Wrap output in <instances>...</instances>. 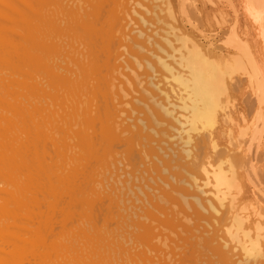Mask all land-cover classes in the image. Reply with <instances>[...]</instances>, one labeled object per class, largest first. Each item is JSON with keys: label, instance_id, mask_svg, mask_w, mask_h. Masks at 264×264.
<instances>
[{"label": "bare ground", "instance_id": "6f19581e", "mask_svg": "<svg viewBox=\"0 0 264 264\" xmlns=\"http://www.w3.org/2000/svg\"><path fill=\"white\" fill-rule=\"evenodd\" d=\"M136 2L0 0V156L8 163L20 138L11 169L21 171L11 181L2 161L0 197L14 200L0 201V242L23 248L5 257L1 244L0 264H32L47 246L62 252L39 264H264L263 215L235 206L238 170L256 176L264 147V0H238L225 48L210 51L179 28L169 0ZM236 86L256 106L259 137L250 131L241 148L246 127L241 154L217 159L212 143V160L203 133L220 113L231 121ZM54 224L72 235L54 241Z\"/></svg>", "mask_w": 264, "mask_h": 264}, {"label": "rangeland", "instance_id": "374dc122", "mask_svg": "<svg viewBox=\"0 0 264 264\" xmlns=\"http://www.w3.org/2000/svg\"><path fill=\"white\" fill-rule=\"evenodd\" d=\"M141 2V1H143V2H141V4H147L148 2V0L146 1V0H134V2ZM213 1H215L216 2V4H213L212 3V0H169V2H170V5H171V8H172V12H173V14H174V17H175V19H176V24L179 26V28L180 29H182L183 30V32H185V33H187L190 37H192V39L195 41V42H198L197 44L199 45V43H201V45H199L201 48L202 47H204V48H202L204 51H210V49L212 48L213 50H215L216 48H223L224 46H222L223 44V42H224V40H225V38H223V37H226V34H225V32L227 33L228 32V30H229V28H230V26L232 25V23H233V19L235 18L234 17V15H235V13H233V12H236L238 9H239V3H238V0H223V1H221V2H219L218 0H213ZM227 1H229V2H227ZM136 2V3H137ZM182 5H183V7H182ZM185 5V6H184ZM189 5V6H188ZM194 8V9H193ZM138 9V8H137ZM182 9V10H181ZM231 9V10H230ZM188 10V11H187ZM194 10V11H193ZM186 11V12H185ZM188 15V16H187ZM220 15V16H219ZM224 17H223V16ZM240 16L241 17H239V19L241 20V23H243L242 21H244V19H243V17H242V15L240 14ZM220 17V18H219ZM188 19V20H187ZM193 21V22H192ZM225 22V24H223V23ZM201 23V24H200ZM223 25H222V24ZM162 24L163 23H156V25L158 26L157 28H158V30H155V31H157L158 33H160V34H163V32L162 31H160V28H162ZM151 28H155L156 26L155 25H153V26H150ZM164 27V26H163ZM166 28V27H165ZM152 29V30H153ZM162 32V33H161ZM224 33V34H223ZM219 37V38H218ZM227 38V37H226ZM211 47H210V46ZM207 46V47H206ZM209 47V48H208ZM215 47V48H214ZM207 48V49H206ZM225 48V47H224ZM211 49V50H212ZM220 49H218V50H220ZM218 52V51H217ZM20 79H22L23 77H19ZM166 83H163V85H165ZM162 85V86H163ZM165 88H168L167 86L165 87ZM236 89V91H235V93H234V97H235V103H234V105L236 104V105H238V107L235 105V107H237L236 109L234 108V106H233V108H232V112H233V114H231V121H229V120H227V121H229V122H231L229 125H230V128L228 127V123H227V121H226V118H225V116H224V114L222 113V115H221V113H220V116L218 115V119H219V121H221L220 123H219V121H218V119H217V123H218V126L216 125L214 128H213V131L212 130H208L207 131V133L209 134V136H208V134L206 133V131H205V133H203L204 134V136L206 135L207 137H208V140H209V143H203V145H206L207 146V148H206V146H204L203 148L201 147V145L202 144H200V147L202 148V151H204L207 155H208V158H210V159H212V160H214V158L215 159H217L219 156H220V149H222V151H223V155H225V152H227V153H229L230 154V151H231V153H233L234 152V154H237L236 156H239V154H241V151L240 150H238V148L237 147H240V145L239 144H242L243 142L244 143H246V142H248L249 141V139H250V136H249V133H250V131H254L253 130V128H254V126H252V124H251V122H250V120H252V116H254V113H255V111H256V106L254 107V106H252L251 104L252 103H250V102H248L247 101V95H241V96H239L240 94H241V92H240V89L242 90V88L241 87H238L237 88V86L235 87ZM131 89V90H130ZM134 89H136V87L134 86V87H131V88H129V90L130 91H128V92H130L131 94H129L128 92V94L131 96V98H133V96H136L137 94H136V92L134 93V91H132V90H134ZM237 89L239 90V92L237 91ZM140 90V89H139ZM238 94H237V93ZM122 93V92H121ZM133 93V94H132ZM237 94V95H236ZM122 96V95H121ZM129 96V97H130ZM236 96L238 97V98H236ZM125 97V95L123 94V96H122V98L125 100V101H128V99L127 98H124ZM126 97H128V96H126ZM128 97V98H129ZM241 98H242V100H241ZM122 99V100H123ZM237 99H239V100H237ZM245 99H246V101H247V103L248 104H246V105H248V108H247V106L246 105H243V102L245 101ZM129 100H131L130 98H129ZM238 101V102H237ZM246 101L244 102V104L246 103ZM238 103V104H237ZM18 103H16V105H17ZM239 104H240V106L241 107H245L246 109H247V111L246 110H244L243 111V108H240V106H239ZM253 105H254V103H253ZM250 106H252V108H249ZM5 107V106H4ZM17 107V106H16ZM5 108H7V106L5 107ZM13 108V107H12ZM244 108V109H245ZM14 109V108H13ZM248 109H253V111H251V110H249V111H251V115H246V112H247V114H250V112L248 111ZM237 110V111H236ZM26 113V112H25ZM24 113V114H25ZM238 115H239V118H238ZM124 116V115H123ZM234 116H235V118H234ZM236 116H237V120H236ZM240 116H241V118H240ZM246 116V117H245ZM249 116H250V118H249ZM221 117L222 118H224V120L226 121H224V120H221ZM24 118H25V115H24ZM249 118V119H248ZM20 119V118H19ZM21 120H23L22 122H23V124H24V126L26 125V121H27V118H26V120H24V119H21ZM240 121V123H239V121ZM244 122H243V121ZM25 121V122H24ZM225 122V123H227V124H225V123H223V122ZM237 121V122H236ZM16 122H18V123H20L18 120H16L15 121V123ZM14 124L13 125V128L15 127V126H17V125H19V124ZM28 123V122H27ZM21 124V123H20ZM22 125V124H21ZM20 125V126H21ZM232 125V126H231ZM20 126H18V128L17 129H19L20 128ZM216 127H218L217 129H215ZM246 127H249V128H247L246 129ZM253 127V128H252ZM238 128V129H237ZM17 129H15L14 131H17ZM21 130H23V126L20 128ZM247 130L246 131V133H248V134H246V136H245V138H246V140L248 139V137H249V139L247 140V141H245V138H244V135H245V133H244V135H241V136H243V141L242 140H240L239 141V139H242V137H240V134L238 133L239 131H241L242 133H243V130ZM230 130V131H229ZM249 130V131H248ZM19 132V131H18ZM229 132H233L232 133V136L229 134V136L231 137V139H232V141H233V143L235 144L234 146H233V143L231 144V146H233V147H231L230 146V142H231V140H230V137H228V133ZM240 132V133H241ZM174 132H172L171 134H173ZM211 133H215L214 134V136H213V134H211ZM253 132H251L250 134H252ZM254 133L255 134H252L251 135V137L253 136V135H255V136H258L259 137V135H258V133L256 132V131H254ZM256 133H257V135H256ZM14 134V133H13ZM12 134V135H13ZM18 134V133H17ZM202 134V135H203ZM239 134V135H238ZM11 135V136H12ZM15 135H16V133H15ZM15 135H13V137L15 136ZM222 135V136H221ZM247 135H248V137H247ZM206 136H205V138H203V142H208V141H206L207 140V138H206ZM211 136H213V137H211ZM240 138H239V137ZM122 137H125V136H122ZM215 137V138H214ZM233 137V138H232ZM236 137V138H235ZM12 138V137H11ZM11 138H9L10 139V142L11 143H13L12 141H11ZM15 138V137H14ZM212 138H214L213 140H212ZM239 138V139H238ZM199 139H201V137L199 138ZM234 139V140H233ZM236 139H238L237 141H239V144H237L236 143ZM17 140H19V141H14L15 143H16V145H15V143H13V145L9 142H7L6 141V143H8V144H11L12 145V147H8L7 146V148L8 149H5V154L7 153L8 155L10 154V153H8V152H11V154H12V151H13V156H15L14 155V150H12L11 148H13L14 149V146H16L15 148H17V147H20L19 146V144L18 143H20V138L19 139H17ZM212 140V141H211ZM229 140V141H228ZM264 132H263V135H262V142L264 143ZM216 144V145H213V146H211L212 148L213 147H215L216 146V148L218 149V151H217V149H216V151H214V152H216V156L217 155H219V156H215L214 154V152L212 153V148H210V146L209 145H211V144ZM244 143H243V145H241V148H245L244 147ZM262 143V144H263ZM7 144V145H8ZM247 144V143H246ZM245 144V146H247ZM239 145V146H238ZM264 145V144H263ZM237 146V147H236ZM209 147V148H208ZM236 147V148H235ZM200 148V149H201ZM206 148V149H205ZM235 148V149H234ZM253 148H254V146L252 147V150H251V154H249L251 157H252V153H253ZM207 150V151H205V150ZM223 149H225V150H223ZM231 149H233V151L231 150ZM6 150H8L7 152H6ZM9 150H11V151H9ZM1 151H3V150H1ZM0 151V152H1ZM16 151V150H15ZM201 150L199 151V154H200V157L202 156V155H205L203 152H202ZM229 151V152H228ZM263 151H264V147H263V149H261L260 151H259V159H260V162L258 163V167H261V168H258L257 167V173H256V176H255V174L254 173H252V172H249V176L251 175V177H249V176H247V174L245 175H243V170H241L242 171V173H241V171L240 170H238L239 171V173H238V179H237V182L239 183V185L237 184V186H239V187H241L240 189L237 187V189L240 191H238V193H240V195H238V196H240V197H238L237 199H236V204H238V205H236L235 204V206H236V209L238 210V212H240V210L239 209H241L242 208V206L244 207V205L247 207V208H242L241 209V213L240 214H252V213H254L255 211L256 212H258V213H260V214H262L263 215V218H264V153H263ZM4 152V151H3ZM67 152H71V151H67ZM73 152V151H72ZM218 152H219V154H218ZM236 152V153H235ZM240 152V153H239ZM75 153V152H74ZM68 154L67 153V158L66 159H70L71 161H72V159H71V157H68V155H74V156H76L75 154L77 153V155H79L78 154V151L76 150V153L75 154ZM203 153V154H202ZM209 153V154H208ZM226 153V154H227ZM239 153V154H238ZM263 153V154H262ZM1 154H4V153H1ZM10 154V155H11ZM212 154V155H211ZM234 154H230V155H232V156H234ZM7 155V156H8ZM207 155H205V156H207ZM214 155V156H213ZM222 155V154H221ZM249 155L247 156L248 158H249ZM1 156H3V155H1ZM0 156V157H1ZM5 156V155H4ZM3 156V157H4ZM13 156H10V160H11V162L13 163V164H11L9 161H8V163H10V165H11V167H10V169L12 168V166L14 165V162L13 161H15V162H17V161H19V159H17L16 158V160H14V158L12 159V157ZM74 156H72V157H74ZM202 157L201 158V160L202 159H204V158H206V157ZM210 156V157H209ZM211 156H213L212 158H211ZM79 156H77V157H75L76 158V160H77V158H78ZM4 158H6V157H4ZM8 158H9V156H8ZM7 158V159H8ZM248 158H247V160H248ZM2 159V160H1ZM65 159V157H64V160H65V162L67 161V162H69V160H66ZM79 159V158H78ZM246 159V158H245ZM75 159H74V161H76ZM246 160V161H247ZM262 160V161H261ZM0 168H3V166L5 167V163H7V161H6V159L5 160H3V158L1 157L0 158ZM4 162V165L2 164L3 162ZM70 161V162H71ZM211 161V160H210ZM20 162V161H19ZM76 162H78V161H76ZM7 163V164H8ZM18 163V162H17ZM72 164H73V161L71 162ZM71 163H70V165H71ZM75 163V162H74ZM67 164H69V163H67ZM76 164V163H75ZM1 165H3L2 167H1ZM15 166L16 167H13L15 170L13 171V169H11V173L13 172V174H15V175H13V174H11L10 176L11 177H9L10 178V180L11 181H13L11 178H13L14 179V177L16 178L17 177V175H19L18 173H21V171H19V169L17 168V165H16V163H15ZM197 167H198V170H199V162H198V164H197V166H196V170H197ZM17 168V169H16ZM5 169V168H4ZM4 169H2V170H0V174L2 173L1 171H4ZM6 169H9L8 167L6 168ZM5 169V170H6ZM259 169V170H258ZM19 171V172H17V171ZM114 170V169H113ZM246 170V169H245ZM249 171V170H248ZM15 172V173H14ZM251 173V174H250ZM1 175H3V174H1ZM244 176V177H243ZM5 178H6V184H7V181H9V180H7V179H9L8 178V176H4ZM242 177V178H241ZM247 177V178H246ZM255 177V178H254ZM5 178H3V177H0V179L3 181V179H4V181H5ZM18 178V177H17ZM239 178H241V179H239ZM251 178V179H250ZM250 179V180H249ZM255 179H257V180H255ZM0 180V181H1ZM15 180V179H14ZM252 180V181H251ZM254 180H255V183H254ZM250 181V182H249ZM4 182H2V184H5ZM9 183H10V181H9ZM8 183V184H9ZM249 183V184H248ZM257 183V184H256ZM4 185V186H7V185ZM254 184V185H253ZM262 184V187L260 186ZM9 187V186H8ZM0 188H2V186H1V183H0ZM11 188L9 187V190H10ZM237 189H235V190H233V194H235V192L237 193ZM243 190V191H242ZM261 190V191H260ZM14 192V191H13ZM263 192V193H262ZM6 195H7V197L8 196H11V195H9L8 193H5ZM3 196V197H2ZM1 197H0V201H1V199L3 198L5 201H8V200H14V199H8V200H6L7 199V197H4L5 195H2ZM6 198V199H5ZM10 198V197H9ZM11 198H13L12 196H11ZM15 198V197H14ZM3 200V201H4ZM3 201H1V202H3ZM14 202V201H13ZM8 203H9V201H8ZM241 203H242V205H241ZM240 206H241V208H240ZM259 206V207H258ZM253 207V208H252ZM260 208V209H259ZM244 209L246 210V212L244 211ZM10 210H13L12 208H10ZM16 211V210H15ZM254 211V212H253ZM261 211H262V213H261ZM10 212H13V211H10ZM10 212H6L7 213V215H6V213H3L2 215L3 216H5V217H8V216H10V215H8V213H10ZM11 214V213H10ZM16 214V213H15ZM13 215V214H12ZM10 216V217H13V216ZM57 215V217H58V214H56ZM4 217V218H5ZM10 217H9V219H10ZM2 220H4V219H2ZM5 220H7L8 221V219H6L5 218ZM15 220V219H14ZM256 220H258V218L257 217H252V219L249 221V222H254V221H256ZM9 221H11V222H13V220L11 219V220H9ZM260 221H264V219L262 220L261 218H260ZM248 222V223H249ZM54 223H55V221H54ZM264 223V222H263ZM54 226H55V224H54ZM57 226V225H56ZM54 227V229L56 228V229H58V230H60L59 228L61 227V229L62 230H60V231H55L53 228H52V230H54V232L55 233H57V232H63L64 230V228H63V226H59V224H58V226L57 227H59V228H57V227ZM51 227H52V224H51ZM44 227H42L41 228V230L43 229ZM46 228H44L42 231L44 232V230H45ZM48 229V228H47ZM47 229H46V231L44 232V233H42L41 232V235L43 234V238H45L46 236L44 235L45 233H47L48 231H47ZM67 229V230H66ZM18 230V229H17ZM16 230V231H17ZM50 231L48 232L49 233V235H52V234H50V233H53V231H51V229H49ZM65 230L67 231H65V233H64V236H65V234H67V236H69V235H72L71 234V231L66 227L65 228ZM70 232H69V231ZM13 231H14V233H13ZM16 231L14 230V229H12V232H10L11 233V235H15V236H11L10 234H8L9 235V237L8 238H12V237H16ZM13 233V234H12ZM18 233V232H17ZM24 233H26V232H24ZM29 232H27V234L26 235H29L28 234ZM48 233H47V236H48ZM70 233V234H69ZM58 234V233H57ZM57 234H53V235H55V239L51 236V239H54V241H56V238H57V240H59V238L61 239L63 236H61V234H58V235H60V236H58ZM69 234V235H68ZM26 235H25V238H26ZM58 237H57V236ZM63 235V234H62ZM1 236V235H0ZM5 237H7V235L5 236ZM18 237V236H17ZM29 237H30V235H29ZM29 237H27V238H29ZM71 237V236H70ZM2 238V237H1ZM65 238V237H64ZM2 239H5V238H2ZM7 239V238H6ZM5 239V240H6ZM13 239V241L16 239H14V238H12ZM12 239H10V241H12ZM47 239H49V236H48V238ZM47 239L45 238V240L47 241ZM51 239H49V242L48 243H50V241H51V243L52 242H54V241H52ZM63 239V238H62ZM66 239L67 238H65V240H63V241H65L66 242ZM68 239H69V237H68ZM4 240V242H8V241H5ZM9 241V242H10ZM15 241H17V240H15ZM2 242V241H1ZM0 242V245L2 244ZM8 242V243H9ZM12 242H10V244H11ZM16 243V242H15ZM50 243V245H52ZM5 244L6 243H3L2 244V246H4V247H2V250H0V252L2 251L3 253L5 252V253H7V254H5V255H3V256H5V257H7L8 255H9V257H14L15 255H16V252H17V250H19L20 249V253H21V251H22V249H21V247H19V249H17V247L19 246V245H17L16 246V250H15V247L14 248H12V246H15V245H13V243H12V245L10 246L9 244V246H7V244H6V247H5ZM50 245H49V248H50ZM9 247V248H8ZM48 247V246H47ZM47 247L46 248H44L45 250H41V251H45V253L47 254V257L46 256H44L45 255V253H44V255L42 254L41 255V257H46L45 258V260H49V258H50V256L51 257H53V255L52 254H50V256L48 255L49 254V250L51 249L52 250V252H54L56 249H58V248H54V247H56V246H54L53 248L51 247L50 249H48L47 250ZM6 249V250H5ZM53 249H54V251H53ZM58 250H60V248L58 249ZM57 250V251H58ZM12 251L14 252V253H12ZM47 251V252H46ZM57 251H55L54 253L55 254H57V253H59V254H61V252L59 251V252H57ZM9 252V253H8ZM24 252H26V251H24ZM13 254V256H10V255H12ZM18 254H20L19 252H17ZM23 253V252H22ZM27 253V252H26ZM43 253V252H42ZM51 253V252H50ZM2 253H0V256L1 257H3L2 255H1ZM28 254V253H27ZM41 254V253H40ZM19 256V255H18ZM56 256V255H55ZM4 257V258H5ZM30 257V256H29ZM39 257V259L40 260H38V261H40V262H42V263H45L46 261H44V257L41 259V257L40 256H38ZM4 258H2V259H4ZM48 258V259H47ZM53 259H56L55 257L53 258ZM50 260H52L51 258H50ZM49 260V261H50ZM34 262L33 263H37V262H35L36 260H33ZM32 262V261H31ZM40 262H38V264L40 263ZM32 263V264H33Z\"/></svg>", "mask_w": 264, "mask_h": 264}]
</instances>
